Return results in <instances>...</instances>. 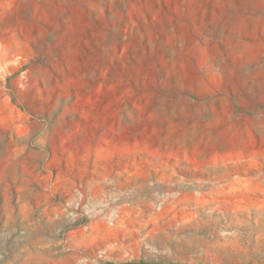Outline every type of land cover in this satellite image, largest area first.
<instances>
[{"label": "rangeland", "instance_id": "1", "mask_svg": "<svg viewBox=\"0 0 264 264\" xmlns=\"http://www.w3.org/2000/svg\"><path fill=\"white\" fill-rule=\"evenodd\" d=\"M0 264H264V0H0Z\"/></svg>", "mask_w": 264, "mask_h": 264}, {"label": "built area", "instance_id": "2", "mask_svg": "<svg viewBox=\"0 0 264 264\" xmlns=\"http://www.w3.org/2000/svg\"><path fill=\"white\" fill-rule=\"evenodd\" d=\"M90 207H92V205H90ZM91 211V213H101V209H97V211H95V209H90L89 205H88V201H86V216H90V214H88V212ZM102 217H106L108 219V221L113 222L116 219V214L115 211L112 214L109 215H102Z\"/></svg>", "mask_w": 264, "mask_h": 264}]
</instances>
